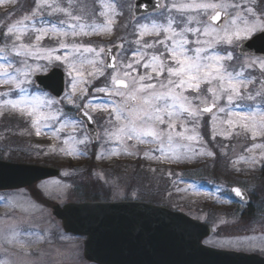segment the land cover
<instances>
[{
    "label": "snow or ice",
    "instance_id": "snow-or-ice-1",
    "mask_svg": "<svg viewBox=\"0 0 264 264\" xmlns=\"http://www.w3.org/2000/svg\"><path fill=\"white\" fill-rule=\"evenodd\" d=\"M6 2L14 3L15 0H0V4ZM261 3L264 0H168L159 3V17H145L147 22H137L134 26L139 38L131 42L136 47L128 56L129 50L124 49L123 43L115 45L122 50L118 54L112 47L76 42L77 37L111 32L116 14L114 3L100 0L104 10L99 16L105 17L106 23L99 24L95 11L75 0H66V3L34 0L33 7L20 18L0 26V41L4 42L0 47V60L5 61L0 63V84L10 86L8 91L0 92V115L10 111L31 118L37 136L45 129L57 137L71 129L63 141L68 147L61 151L74 156L83 154L77 145H87L101 138L100 132L90 136L85 127L87 123H94L90 108L109 113L108 126L103 131L105 143L119 142L125 152L128 141L154 143L156 147L150 152L159 153L156 159L179 161L190 158L188 153L195 155L194 149L184 141L202 139L196 129L205 115L211 116L213 139L217 122L230 128L240 126L251 131L253 138L264 135V80L260 81L258 89L249 91V85L256 81L245 75L246 68L255 67L264 74V57L243 61L239 70L231 66L237 58L236 49L244 53V42L253 36L264 38ZM144 36L157 39L148 42L143 40ZM25 37L29 42H25ZM45 37L58 39L59 48H42L40 44ZM59 49L66 51L63 55H55ZM30 58L61 61L67 66L72 83L71 93L66 94V98L77 110L75 117H70L62 108L54 109L53 105L59 104L55 98L47 94H29L31 77L41 70V65L28 63ZM107 69H111L108 83L94 91L104 93L108 102L102 105H93L91 100L83 105L75 103L78 86L90 83L87 77L105 76ZM204 85L206 87H202ZM80 92L83 99L87 89L80 88ZM13 95L17 98H11ZM178 124L184 128L183 132L176 131ZM189 124L191 135L188 134ZM181 148H186L187 152L181 153ZM148 155L149 152H145V156ZM247 162L257 161L250 157ZM231 191L237 197H245L239 187ZM11 231L13 239L9 242L19 243L20 232L16 228Z\"/></svg>",
    "mask_w": 264,
    "mask_h": 264
},
{
    "label": "rangeland",
    "instance_id": "rangeland-1",
    "mask_svg": "<svg viewBox=\"0 0 264 264\" xmlns=\"http://www.w3.org/2000/svg\"><path fill=\"white\" fill-rule=\"evenodd\" d=\"M61 2L66 3V0H61ZM75 2L87 5L92 10L95 7H98L100 11L104 10L100 5V0H75ZM106 2L113 3L112 0H106ZM126 2L129 3L125 9L128 8L130 11L128 14L132 25H129L130 29L127 26L119 29L118 25L115 31L112 28L109 33L77 37L76 42L106 48L117 40L119 41L117 43H123L124 49L129 50L128 56H130V50L136 47L131 42L139 38L138 29L134 26L137 22L147 21L145 17L135 18L133 16L134 0H119L117 9L121 10ZM167 2L168 0H163V3ZM33 4L34 0H15L14 3L0 4V26L14 22L31 9ZM260 8H264V3H261ZM151 16V18H157L159 13ZM96 23H106V18L99 16L98 13ZM153 39L157 38L143 37V40L148 42ZM25 42H29L27 37H25ZM68 42L71 43V38ZM3 43L0 41V47H3ZM40 46L58 49L59 40L45 37ZM65 51V49H59L55 55H63ZM235 54L237 55V52ZM255 59L257 58L239 57L231 62V66L239 70L243 61ZM0 63H5V61L0 60ZM28 63L41 65V70L35 71L31 77L30 95L47 94L48 97L55 98L49 92L36 88L34 76L46 74L54 67H59L65 72L66 93L61 99L55 98L59 104L53 105V108H62L70 117H75L77 110L73 104L68 103L66 98V94L71 93L72 83L67 66L61 61L49 62L45 59L30 58ZM139 71L143 72V69ZM85 74L87 76V71ZM110 74L111 71L106 70L105 76L98 79L87 77L90 83L78 86L74 96L75 103L83 105L89 100L93 105L107 103L108 101L104 98L105 94L96 93L94 89L105 86L108 83L107 76ZM245 75L251 76L256 81L249 85V91L260 87L264 74L258 67L246 68ZM9 87L0 84V92L8 91ZM80 88L87 89V95L83 99H81ZM11 98L15 99L17 96L13 95ZM89 111L97 120L101 138L97 145H93L92 142L87 145H77L76 147L83 152L79 156L66 155L61 151L62 148L68 147L63 141L71 129L61 132L58 137L45 129L41 135L37 136L32 127L31 118L21 116L18 112L5 111L3 115H0V159L10 161L11 155H15L28 160L24 161L25 163L32 164L34 163L32 160L43 163L46 159L48 164L51 163L50 166L56 163L55 167L60 169V175L40 182L37 189L46 200L60 204L68 201L88 200L80 196L81 190L78 188L80 183L94 182L99 183L100 187L103 185L108 190L109 196H102L101 200L108 198L109 201L138 200V197L147 192H155L161 196L159 199L161 202L177 207L218 229V232L205 240V244L258 253L264 257V221L256 223L254 217L248 220L245 217L241 218L239 214L243 211L244 205L238 203L231 194V188L239 185L249 192L256 207L260 209L262 205L264 209V135H257L253 138L251 131H245L240 126L230 128L227 124L217 122L216 135L213 139V122L210 115H205L196 129L202 139L184 141L194 149L195 155L188 153L190 158H182L179 161L170 158L156 159L159 153L150 152L156 147L154 143L141 144L128 141L127 152L121 150L119 142L105 143L106 138L103 136V131L108 126L106 122L109 119V113L102 110L93 111L91 108ZM206 121L208 126L205 125ZM188 127V134H193L191 124ZM203 127L209 131L208 137L203 136ZM176 131L183 132L184 128L178 124ZM254 145L262 147H254ZM114 151L119 154H111ZM145 152H149V155L145 156ZM180 152L186 153L187 149L181 148ZM201 152L205 154H200ZM208 152L214 155H207ZM91 154L95 156V164L89 169L84 162L91 159ZM241 157L245 159H240ZM250 157H254L257 162L254 164L247 162ZM208 160L209 162L205 165L207 170L191 172L185 170L187 165L200 166ZM40 162L38 164H41ZM109 164H111V170L107 169ZM163 168L167 169V177L164 176V172L161 173L165 171ZM231 171L240 174V179L234 180ZM48 201L38 199L28 189L0 192V262H6V264H87L82 256L84 237L65 233L60 221L52 215ZM255 224H257L256 227ZM12 228H16L21 234L19 243L9 242L13 239Z\"/></svg>",
    "mask_w": 264,
    "mask_h": 264
},
{
    "label": "water",
    "instance_id": "water-1",
    "mask_svg": "<svg viewBox=\"0 0 264 264\" xmlns=\"http://www.w3.org/2000/svg\"><path fill=\"white\" fill-rule=\"evenodd\" d=\"M161 0H136L135 16L157 11ZM244 53L264 57V38L244 42ZM117 45V44H116ZM118 53L119 48L109 46ZM111 70V69H110ZM36 86L56 98L65 94V74L59 68L35 76ZM215 111V110H214ZM93 117V116H92ZM79 119H85L79 116ZM85 127L90 136L99 132L96 121ZM98 140H94L96 143ZM54 167L0 160V191L33 188L42 180L57 177ZM238 187V186H235ZM234 188V187H233ZM241 188V187H239ZM241 202L249 203L246 190ZM65 232L86 236L84 257L97 264H264L258 254L209 247L204 239L213 234L211 225L163 206L145 202H49Z\"/></svg>",
    "mask_w": 264,
    "mask_h": 264
},
{
    "label": "trees",
    "instance_id": "trees-1",
    "mask_svg": "<svg viewBox=\"0 0 264 264\" xmlns=\"http://www.w3.org/2000/svg\"><path fill=\"white\" fill-rule=\"evenodd\" d=\"M126 22L127 21H124L123 20L120 23V25H119V29L124 28ZM203 131H204V136L208 137L207 129L205 127H204V130ZM9 160L10 161H13V162H24V161H28V160H26L24 158H18L15 155H11V158ZM32 161H34V163L40 162L38 160H32ZM44 163H45V165L47 164V159H46V161ZM85 163H86L87 167L89 169H91L94 166V155L91 154V159L88 160V161H86V162H84V164ZM52 165L56 166V163H52ZM205 165H207V163L206 164L202 163L200 166H198V165H187L185 167V170H188L189 172H191V171H198V170L202 171L203 169L207 170V167H205ZM57 166H59V165H57ZM166 168H168V167H166ZM166 168H163V169H165V171H161V173L162 172L165 173L164 174L165 177L168 176V173H167V169ZM157 183H155V184H157ZM98 184L99 183H94V182H90V183H87V184H84V183L81 184L80 183L79 186H78V188L81 190L80 191V196L81 197H84V198H88L90 200H97V199L102 198V196H108V190L103 185H101L102 187H100ZM102 189H104V190L102 191ZM39 194L42 195L41 192H39ZM160 197L161 196L158 195L155 192H151V193H148L147 192L146 194H144L141 197H138L137 199L147 200V201H155V200H159ZM168 205L171 206L170 204H168ZM260 206H261V208L259 209L258 207H256V204L253 201L252 203H250L249 205H247V206L244 207L243 212H242V216L245 217L246 220L250 219V217H254V219L257 221V218L259 216L264 215L263 206L262 205H260ZM259 213H261V214H259Z\"/></svg>",
    "mask_w": 264,
    "mask_h": 264
},
{
    "label": "flooded vegetation",
    "instance_id": "flooded-vegetation-1",
    "mask_svg": "<svg viewBox=\"0 0 264 264\" xmlns=\"http://www.w3.org/2000/svg\"><path fill=\"white\" fill-rule=\"evenodd\" d=\"M235 52H237V55L235 54V56H237V58H239V57H242V58H245V57H251V58H260V57H254V56H251V55H240L239 54V52H238V48L236 49V51ZM234 52V53H235ZM243 218V217H242ZM216 232H218V229L216 228ZM218 248H221V247H218ZM222 249H224V250H235V251H237L236 249H234V248H230V247H223ZM87 263V262H86ZM87 264H95V263H87Z\"/></svg>",
    "mask_w": 264,
    "mask_h": 264
}]
</instances>
